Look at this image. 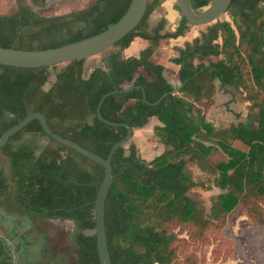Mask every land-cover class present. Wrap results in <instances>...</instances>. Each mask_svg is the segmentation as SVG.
Wrapping results in <instances>:
<instances>
[{
  "label": "trees",
  "instance_id": "1",
  "mask_svg": "<svg viewBox=\"0 0 264 264\" xmlns=\"http://www.w3.org/2000/svg\"><path fill=\"white\" fill-rule=\"evenodd\" d=\"M189 1L199 10L212 0ZM129 2L94 0L53 15L18 4L14 11L0 14V46L43 49L90 36L116 21ZM161 2L148 0L140 22L102 52L103 65L87 76L86 58H74L64 62L45 89L49 66L0 64V135L27 113L40 111L53 131L106 157L126 127L101 121L96 106L104 93L130 86L135 87L105 97L102 116L132 128L143 127L151 117L158 119L153 132L165 146L162 152L147 160L129 142L112 155L113 179L104 209L112 264H170L177 255L174 225L205 229L210 220L223 221L238 209L264 228V0H231L225 12L229 19L204 24L197 36L176 48L179 54L170 60L178 64L181 86L175 93L170 92L173 85L163 74L164 65L150 57L160 40L184 35L191 24L181 16L172 30H164L161 17L149 27L147 18ZM137 36L148 45L138 55H125L123 50ZM196 55L219 57L195 63ZM245 74H250L252 87ZM216 80L219 90L230 93V101H248L245 121L216 127L206 119ZM25 134L30 136L22 139ZM42 137L46 142H39ZM216 149L228 158L213 165ZM0 151L10 171L8 178L0 171V199L31 216L70 219L74 264H101L94 199L103 166L47 136L37 119L11 135ZM189 165L213 177L206 182L194 179ZM211 181L220 192L211 198L206 214L188 192ZM0 255V264H13L3 255L1 243Z\"/></svg>",
  "mask_w": 264,
  "mask_h": 264
},
{
  "label": "rangeland",
  "instance_id": "2",
  "mask_svg": "<svg viewBox=\"0 0 264 264\" xmlns=\"http://www.w3.org/2000/svg\"><path fill=\"white\" fill-rule=\"evenodd\" d=\"M94 0H43L35 2L34 0H0V14L10 13L14 11L18 4H23L33 11L41 15H53L65 13L70 10L82 8L92 3ZM163 1V0H162ZM174 0L171 7L177 8ZM163 5H158L159 11L164 10ZM175 5V6H174ZM156 9V8H155ZM154 9V10H155ZM153 13V12H152ZM148 16L147 21L149 27L154 25L160 15ZM159 16V17H157ZM220 19H229L227 13L222 14ZM170 25V21L167 20ZM196 26V25H195ZM204 28L205 25H198ZM219 56L199 57L197 62L216 60ZM84 71H91L93 67L103 65V54L99 53L93 56L85 57ZM199 61V62H200ZM65 63H57L49 66V76L44 88L47 89L54 80L55 73L62 68ZM172 68L166 65V74L169 76L172 73ZM246 82L249 86H253L250 74H245ZM179 81H177V86ZM215 91L212 94L211 105L205 112L206 119L210 120L216 127H226L231 122L245 121L249 116L248 101L242 99L231 100L229 92H223L217 87L216 80ZM159 122L156 117L142 128L133 130L129 142H134L138 154L149 160L155 155L163 151L165 146L159 141L153 132V125ZM25 134L22 139L29 137ZM46 138L39 139L40 143L46 142ZM19 140H14L13 143H19ZM228 156L220 149H216L212 155L210 162L215 164L220 160H227ZM0 171L8 178L10 175L7 157L0 151ZM187 171L194 179L204 182L207 179L211 180L212 174L202 171L196 165L187 166ZM220 192V188L212 181L209 186H195L188 192L189 196L195 199L205 210L207 214L211 204V198ZM6 200L0 201V207L4 208ZM53 223L52 233L58 236L60 242L64 246L67 264H74L76 258L75 246L71 240L73 231V223L70 219L51 220ZM172 229L177 235V255L170 264H264V228L256 226L253 219L247 214L244 209H238L228 218L222 220H210V223L205 229H194L186 226L174 225Z\"/></svg>",
  "mask_w": 264,
  "mask_h": 264
},
{
  "label": "water",
  "instance_id": "3",
  "mask_svg": "<svg viewBox=\"0 0 264 264\" xmlns=\"http://www.w3.org/2000/svg\"><path fill=\"white\" fill-rule=\"evenodd\" d=\"M175 1L181 15L187 20L189 24L192 25H204L216 20L226 12L231 2V0H212L206 7L199 10H194L189 0ZM147 2L148 0H130L127 9L116 21L112 22L97 33L65 43L63 45L43 49H19L14 47L0 46V64L19 67L51 66L53 64L67 62L74 58L89 57L102 53L113 46L115 42L122 38L125 34L135 28V26L144 16ZM180 86V83L177 86L173 85V88L170 90V92H177ZM133 87L135 86L122 89L115 88L104 93L100 97L96 106L95 113L101 121L109 125H124L126 127L125 135L111 146L106 157L98 155L88 148H85L71 140L70 138L62 136L53 131L47 123L45 114L40 111H32L27 113L22 119L8 127L0 135L1 148L11 135L21 130L32 119H37L43 132L47 136L53 138L63 145L72 148L81 155L103 166L105 171L104 176L100 181L96 197L94 199V232L96 236L97 252L101 264H112L107 246L104 219L105 199L113 179V170L111 165L112 155L117 147L125 146V144L130 140L133 133V128L127 123L106 119L100 112V106L105 97L108 95L118 91H128ZM143 97L144 99L146 98L144 90ZM9 235L12 236L10 230ZM43 240L44 238L42 239L41 243L37 244L35 248H33L32 253L28 256V264H35L40 248L42 247Z\"/></svg>",
  "mask_w": 264,
  "mask_h": 264
},
{
  "label": "flooded vegetation",
  "instance_id": "4",
  "mask_svg": "<svg viewBox=\"0 0 264 264\" xmlns=\"http://www.w3.org/2000/svg\"><path fill=\"white\" fill-rule=\"evenodd\" d=\"M51 220L55 218L31 216L20 210L15 203H4V208L0 207L3 255L13 264H28V256L44 238L35 264H67L64 246L58 236L52 233Z\"/></svg>",
  "mask_w": 264,
  "mask_h": 264
},
{
  "label": "crops",
  "instance_id": "5",
  "mask_svg": "<svg viewBox=\"0 0 264 264\" xmlns=\"http://www.w3.org/2000/svg\"><path fill=\"white\" fill-rule=\"evenodd\" d=\"M173 1L174 0H163L162 3H164V7H165L164 10L159 11L158 7L163 5L160 3V6H158L152 13V16L160 15V18L163 17L165 19L164 30H172L177 25V23L179 22L182 16L179 9L171 7ZM167 20L171 22L170 25L167 23ZM199 30H200V26L198 25L195 26L191 24L189 29L184 33V35L160 40L158 46L156 47V49L154 50V52L152 53L150 57L151 60H153L154 62L161 63L164 65L163 74L166 77V79L174 86L175 84H177V81H179L178 76H177L178 64L172 62L170 58L177 56L179 52L176 48L182 46L184 41L191 40L193 37L197 36L199 34ZM147 45H148L147 39L137 36L123 50V52L125 55H138L139 51ZM199 57H203V56L196 55V57L194 58L195 63H198L200 61L199 60L197 62V59H199ZM167 64L173 69L172 73L169 76L166 74ZM140 70L144 74L148 73V70L145 68H140ZM89 72L90 70L89 71L86 70L85 76H87ZM151 118L149 119V121L151 120ZM134 129H137V128H133V130Z\"/></svg>",
  "mask_w": 264,
  "mask_h": 264
}]
</instances>
